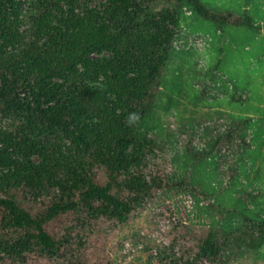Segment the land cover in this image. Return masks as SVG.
I'll list each match as a JSON object with an SVG mask.
<instances>
[{"label": "trees", "instance_id": "16d2710c", "mask_svg": "<svg viewBox=\"0 0 264 264\" xmlns=\"http://www.w3.org/2000/svg\"><path fill=\"white\" fill-rule=\"evenodd\" d=\"M0 0V264H115L116 236L153 210L147 236L168 239L161 264H230L264 246V218L237 230L185 224L167 196L206 198L192 168L214 159L223 188L252 149L251 118L224 111L141 136L188 8L214 24L261 32L247 11L203 0ZM264 33V29H263ZM139 113L134 127L125 118ZM34 157L36 160H34ZM222 218L223 212L214 205ZM164 240V239H163Z\"/></svg>", "mask_w": 264, "mask_h": 264}, {"label": "rangeland", "instance_id": "374dc122", "mask_svg": "<svg viewBox=\"0 0 264 264\" xmlns=\"http://www.w3.org/2000/svg\"><path fill=\"white\" fill-rule=\"evenodd\" d=\"M21 20L32 14L29 2ZM105 0H91L98 4ZM212 8L247 11L261 27V32L247 28H227L224 38L214 24L186 8L173 44L152 113L140 129L141 136L165 139L167 127L180 120L221 110L236 117L251 118L249 125L252 149L240 164L239 177L223 188L224 180L216 172L214 159L192 168L191 159L181 153L174 169L179 174L192 170L194 182L206 198L180 192L167 196L174 218L185 224L237 230L244 216L264 218V0H203ZM17 153L0 152V175L12 169L4 159ZM34 160L36 158L34 157ZM222 212L221 218L215 209ZM153 210L136 216L119 230L112 258L115 264H161L153 258L158 244L168 246L165 237L147 236ZM230 264H264V246L245 251Z\"/></svg>", "mask_w": 264, "mask_h": 264}, {"label": "clouds", "instance_id": "9594fccd", "mask_svg": "<svg viewBox=\"0 0 264 264\" xmlns=\"http://www.w3.org/2000/svg\"><path fill=\"white\" fill-rule=\"evenodd\" d=\"M139 119V113H129L125 118V123L128 127H134L138 124Z\"/></svg>", "mask_w": 264, "mask_h": 264}]
</instances>
